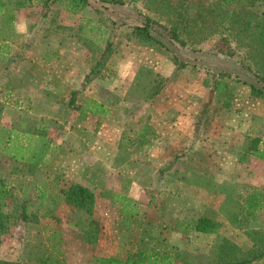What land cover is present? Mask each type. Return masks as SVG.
<instances>
[{
	"label": "crops",
	"instance_id": "0c3cea01",
	"mask_svg": "<svg viewBox=\"0 0 264 264\" xmlns=\"http://www.w3.org/2000/svg\"><path fill=\"white\" fill-rule=\"evenodd\" d=\"M26 1V7L15 12L14 21H8L11 25L7 26L6 22L0 25V79L5 80V92L12 93L10 97L14 96L15 100L29 97L31 105L19 99L20 104L26 102L25 106L30 109L27 112L48 119L51 116L62 118L59 126L64 128L65 137L51 144L44 165L40 166L32 183L25 184L24 191L33 188L36 203L47 208L54 206L55 196L62 190L81 184L95 193L93 218L101 226L95 245L62 236L67 264H91L97 257H116L107 252L117 249L116 243L120 240L127 239L129 250L133 247L131 237L138 230L120 229L124 218L121 206L113 205L110 199L102 196L104 190H111L109 180L114 172L124 177L121 194L138 202V216L149 223L139 232L149 235L154 227L160 226L165 232L161 240L176 250L179 248L178 251H190L186 248L192 243L194 250L206 257L210 255L216 236L200 234L186 226L209 216L222 223L221 236L249 250L253 242L244 230L234 227L222 208L231 189L242 195L264 192V169H259L260 173L256 171L257 167H264V161L252 157L250 163L255 167L240 162L253 117L259 116L255 110L242 108L238 111L235 106L240 99H235L232 108L222 113L223 116L228 113L229 118L233 115V120H218L210 125L214 131L211 129L207 135L198 136L197 116L175 111L169 105L155 104L149 109L153 120L149 123L152 131H149L148 140L132 148L128 145L127 149L122 145L124 128H110L109 121L102 115L87 112L86 104L63 105L60 100H54L62 98L63 88L71 94L84 83L91 69L84 71L86 64L79 61L86 59L87 48L49 20L47 22L43 9L38 10L39 15L31 13L36 1L40 4L41 0ZM23 65L35 66L41 76L38 79L29 76L31 74L24 71ZM22 77L32 82L28 89L18 83L8 88L15 80L22 81ZM250 96L249 90L245 101L254 102ZM145 129L136 130V136L144 137ZM181 146L184 152L179 155ZM263 226L264 217L251 221L253 228ZM79 251L85 254L81 256Z\"/></svg>",
	"mask_w": 264,
	"mask_h": 264
},
{
	"label": "trees",
	"instance_id": "16d2710c",
	"mask_svg": "<svg viewBox=\"0 0 264 264\" xmlns=\"http://www.w3.org/2000/svg\"><path fill=\"white\" fill-rule=\"evenodd\" d=\"M93 1H96L102 8L128 6L130 4L137 6L142 3L149 13L170 17L172 24L168 34L172 40L181 47L194 48L195 52L199 49L195 47L200 42L205 41L210 33L221 31L219 28L218 30L214 29L213 26L217 25L218 19H222L224 21V24H222L223 30L230 34V37L223 38V42L229 45L231 40L236 41L238 49H241L244 53L242 56L244 60L241 61L242 66L263 86L258 87L253 82L247 83L237 75L228 72H219L215 75L213 84L210 85L208 81L206 83L210 87L211 95L203 108L204 115L210 112V109L214 107L215 100L220 98L223 100L222 110L232 108V103L236 99L237 94L234 84L248 85L252 97L264 100V10L261 13L254 12L248 18L239 17L237 13L230 11L231 6L237 4H242L248 9H254L258 4H263L264 0H215L208 5H200L195 2L185 3L184 0H41L40 4L43 9V16L47 19V22L49 20L58 29L64 30V33H67L69 37L82 43L87 50H92L93 44L88 39L89 35L94 31V27L87 29V25L83 24H80L79 27L65 26L61 22H65L64 17L70 20L69 16H75L79 12L86 10L92 5ZM27 3L26 0H0V25L4 24V22H6L7 26L11 25L10 22L15 19V12L26 7ZM3 10L5 11L2 16ZM144 18V24L134 26L132 30L133 40L146 47L171 54L170 47L152 33L151 25L155 21L147 14H145ZM60 19L61 22H59ZM108 20V18L104 19L105 22ZM104 21L99 23V25L102 26ZM112 24H116V22L112 20ZM112 50L113 44L107 42L104 51L96 58L95 65L86 75L85 84H89L91 81L101 77L100 68L110 57ZM225 53L229 56L235 55V50L229 46L226 48ZM171 55L172 62L178 69H184L189 66L187 62H181L176 55ZM143 70L144 68L141 69V71ZM146 72L155 77L154 84L150 90L151 94L148 98L156 100L165 87L166 78L154 73L151 69H147ZM2 87L5 89L6 85ZM71 94L72 99L69 104L75 105L78 92L73 91ZM19 99L27 101L31 105L29 97L18 98L16 100L17 103H19ZM24 103L26 105V102ZM4 106V103L0 102V162L3 156L7 157L17 163L16 169L19 167L21 170H26L29 178H32L40 166L44 165L46 157L51 152V140L45 134L36 131L32 132L33 127H29L23 122L18 128L3 126L1 121ZM85 108L87 112L93 115H100L105 111L103 105L96 100H89ZM28 110L30 109L27 108L26 112ZM240 155V162L242 163L250 162L252 157L264 161V119H260L257 116L253 117L250 134L246 138L245 147ZM26 178L17 176L16 180L20 181V184L25 185L28 182L27 180L24 181ZM11 183L9 179L0 177V244L2 241L1 235L8 232L13 225V217L5 211L12 191ZM230 193L228 201L222 208V212L229 218L234 227L244 230L253 245L249 250L242 249L231 240L220 235L221 222L209 216H203L186 226L188 230L216 236L214 243L210 247V255L206 256L207 258L204 259L205 261L202 264H264V226L261 228L251 227V221H259L264 217V192L242 195L235 189H231ZM61 195L65 204L72 207L73 213H75V218H69L68 224L73 229L83 233L82 240L85 243L97 244L101 226L93 218L95 193L81 184H73L68 189L62 190ZM102 196L110 199L113 205L121 206V213L124 218L120 224V229L131 232L138 230V233L131 237L134 242L132 248L137 245L135 240L138 238H135L136 236H144L145 238V235H147L148 246L147 242L144 241L146 242L145 247L130 252L124 259L113 256L97 257L91 264H180L181 262L184 264H196L192 257L194 255H191L190 252L178 251L164 240H161L160 234L154 228L149 235L139 232L144 228V224L149 225V223H145L146 221L138 216L139 204L134 199L121 194V192H113L110 189L104 190ZM29 199V196L26 195L22 201L23 208L20 218L24 223L30 222L29 208L31 204H36ZM54 208L55 205L45 208L47 212L44 217L52 218L54 216ZM48 232H50V235L46 240L47 246L45 247L47 249L35 253V264H67L62 251V233L53 228H48ZM184 257L185 260H183ZM0 264L20 263L0 259Z\"/></svg>",
	"mask_w": 264,
	"mask_h": 264
},
{
	"label": "rangeland",
	"instance_id": "374dc122",
	"mask_svg": "<svg viewBox=\"0 0 264 264\" xmlns=\"http://www.w3.org/2000/svg\"><path fill=\"white\" fill-rule=\"evenodd\" d=\"M185 3H198L200 5H208L215 0H184ZM41 4L37 3L33 7L31 13L33 15H39ZM264 10V3L258 4L254 9H248L242 4L233 5L230 8L231 12L237 13L239 17L248 18L252 13H261ZM145 14L150 16L155 21L151 25V30L154 36L166 43L171 50V54L178 57L181 62H187L189 66L184 69H178L172 62V55L166 51H157L153 48L146 47L138 44L133 40L132 30L134 26L145 23ZM65 15V14H64ZM64 17L65 22L61 19L59 22L64 25H72L79 27L80 24L87 25L86 28L90 29L94 27V31L89 35V39L93 44V51L88 49L86 51V59L82 58L79 63L84 62L86 64L85 70H90L95 65L96 58L104 51L107 42L113 44V50L107 61L100 68L101 77L91 81L89 84H85L77 89L78 94L76 97V105L79 106L86 104L89 100L97 98L99 103L103 105L105 111L100 114L103 119L108 120L110 128L119 126L124 128L125 132L122 145L124 144L128 149V145H139L141 142L148 140L149 131H152L149 123L153 119L150 118L149 109L152 105H169L173 107L175 111L185 112L184 114L190 116H197V133L199 135H207L212 127L210 125L216 121L233 120V115L229 118V114L222 115L226 110H222L223 100L220 98L215 100L214 107L210 109L208 114L203 113V108L210 97V87L206 85L207 81L211 84L214 82L215 75L219 72H228L245 80L247 83L253 82L256 86L261 85L258 80L248 71L244 69L241 61L244 60L243 51L238 49L236 41L230 42L226 45L223 42V38L230 37V34L223 30L224 21L218 19L217 25L213 26L214 29L218 28L220 32L210 33L208 38L200 42L195 48H199L197 52L194 48L181 47L177 42L173 41L168 34L170 30L171 19L170 17L155 15L149 13L139 3L137 6L130 4L128 6H108L102 8V6L93 1L92 5L86 10L79 12L75 16ZM109 19L107 22L104 19ZM111 18V19H110ZM111 20V21H110ZM112 20L116 24H112ZM101 21V22H100ZM103 25H99V23ZM105 24V25H104ZM220 24V26H219ZM107 26V27H106ZM101 27V28H99ZM231 46L235 50V55H227L226 48ZM196 50V49H195ZM24 71L29 72L32 77L37 79L41 76L39 70L35 66L23 65ZM82 66L79 67L81 69ZM144 68L143 71L141 69ZM147 69H151L154 73L162 75L166 78L165 87L160 95V98L151 100L148 96L151 94V87L154 84V76L146 72ZM38 70V71H37ZM82 71V69H81ZM22 81L12 82L8 88L12 87V84L18 83L23 88L28 89L32 82H28L26 77L21 78ZM35 82V81H34ZM5 84L4 79H0V102L4 103V113L2 115L1 124L7 128H18L23 122L29 127H33L32 132H38L45 134L47 138L51 140V143H57L60 139L64 138V128L60 127L59 121L62 118L58 116L41 117L37 114L27 113V106L25 103H17L14 96L5 92L2 87ZM237 89L236 99H240L236 104L238 111L242 108L248 110H255V114L259 115L260 119H264V100L256 99L252 96L254 102L245 101L249 95V86L242 84H234ZM62 98L54 99L55 101H61L63 105L69 104L72 99L71 91L63 88ZM73 92V91H72ZM246 107V108H245ZM181 108L182 110H180ZM187 112V113H186ZM63 115V114H62ZM152 116V115H151ZM247 118V117H245ZM248 120V119H247ZM253 121V120H252ZM261 125V123H259ZM218 126H221L220 124ZM230 127L231 125L228 124ZM146 128L147 134L144 137H138L137 131L139 128ZM135 131L137 132L135 134ZM214 131V129H213ZM135 134V135H134ZM136 142L133 144V142ZM184 146H181L178 154H182ZM121 149V148H120ZM127 154V153H126ZM61 154H57L59 156ZM177 153L174 151V157ZM175 164L177 160L175 159ZM0 166V177L9 179L11 183V195L8 200V205L5 211L13 217V225L8 232L1 235L2 241L0 244V259L4 261L17 262L20 264H35V256L38 251L47 249L46 240L50 235L48 228H53L62 236L75 238L76 242L83 241V233L73 229L68 224V219L75 218V213L72 207L65 204L61 194H57L55 197V208L53 209L54 216L44 217L46 212L44 206H40L36 203L35 190L28 188L25 193L24 184H20L17 181V176L27 177L25 180L32 182L33 177L29 178V174L26 170H21L19 167L16 169V162L2 157ZM250 163V162H246ZM255 167L254 163H250ZM251 167V166H250ZM256 171H262L264 167L256 168ZM259 171V173H260ZM264 172V170L262 171ZM261 172V173H262ZM12 174V175H11ZM123 178L118 172L111 173L109 186L113 192H120L121 185L124 183ZM20 180V179H19ZM28 195L29 200L35 205H30L29 214L31 220L29 223H24L21 218L22 201L24 197ZM257 227L261 226V223L254 224ZM253 225V227H255ZM155 231L160 234L161 238H164L165 232L160 230V226L154 227ZM136 232H134L135 234ZM135 240L137 245L135 248H127V239L120 240L116 243L117 249L109 250L107 253L110 255L115 254L118 258H125L128 254L138 248L148 246L147 237H139ZM140 238V239H139ZM143 239V241H142ZM146 241V242H144ZM131 243V242H130ZM92 245V244H90ZM130 245V244H129ZM179 250V248H177ZM193 257L196 264H202L207 257L199 255L194 250V245L188 243L187 248ZM129 250V251H128ZM82 256L84 251H79ZM196 256V257H195ZM185 260V257L183 258ZM180 264H184L181 262Z\"/></svg>",
	"mask_w": 264,
	"mask_h": 264
}]
</instances>
